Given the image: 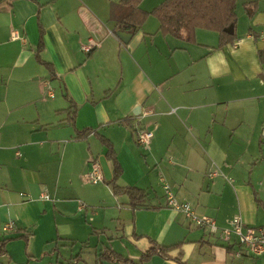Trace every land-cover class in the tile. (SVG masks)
I'll use <instances>...</instances> for the list:
<instances>
[{
	"label": "crops",
	"instance_id": "1",
	"mask_svg": "<svg viewBox=\"0 0 264 264\" xmlns=\"http://www.w3.org/2000/svg\"><path fill=\"white\" fill-rule=\"evenodd\" d=\"M120 1L0 0V264H264L170 207L161 180L218 227L264 226V0H236L225 41L164 33L162 0L123 27Z\"/></svg>",
	"mask_w": 264,
	"mask_h": 264
},
{
	"label": "trees",
	"instance_id": "2",
	"mask_svg": "<svg viewBox=\"0 0 264 264\" xmlns=\"http://www.w3.org/2000/svg\"><path fill=\"white\" fill-rule=\"evenodd\" d=\"M139 0H121L114 6H119L121 13L115 15V10L112 9V14L116 16L118 22L123 27L135 30L136 26L141 23L147 12L140 10L137 7ZM235 2L236 0H162L156 5L151 12L155 14L160 21V28L164 33L181 36L183 33L188 37L192 34L196 27L214 29L218 31L219 37L222 40H227L232 32H228L226 28L235 24ZM106 144L107 142L104 141ZM107 155L113 161V180L111 182L114 191L120 186L117 185V178L120 175L121 167L114 154V151L107 149ZM132 199L136 194H142V191L136 187H127ZM134 191V192H133ZM136 193V194H135ZM169 246L152 247L144 252L141 258H145L153 252L168 256L166 253ZM103 253L100 255L102 258ZM113 258L118 255H109ZM170 258V257H169ZM176 264H185L179 257L171 258Z\"/></svg>",
	"mask_w": 264,
	"mask_h": 264
},
{
	"label": "built area",
	"instance_id": "3",
	"mask_svg": "<svg viewBox=\"0 0 264 264\" xmlns=\"http://www.w3.org/2000/svg\"><path fill=\"white\" fill-rule=\"evenodd\" d=\"M94 45H96V42L89 38L81 47L84 51H89ZM48 94L51 95L52 93L48 91ZM151 136L152 131L150 129H139L137 131V142L148 146ZM90 165V169L84 173V180L93 183L101 181L103 173L99 162L96 159H92ZM161 180L167 204L175 210L182 211L191 223L206 227L211 233L218 232L220 237L225 239L233 233L236 235L239 244L247 252L254 255L264 253V226L246 225L239 215H235L228 226L218 227L212 217L196 213L188 201H179L171 190L170 185L162 177ZM41 196L48 198L46 190L42 191ZM13 228L14 222L12 220H8L2 225L3 230H11Z\"/></svg>",
	"mask_w": 264,
	"mask_h": 264
},
{
	"label": "water",
	"instance_id": "4",
	"mask_svg": "<svg viewBox=\"0 0 264 264\" xmlns=\"http://www.w3.org/2000/svg\"><path fill=\"white\" fill-rule=\"evenodd\" d=\"M226 30L228 32H232V30H233L232 25H230L228 28H226ZM115 33L123 42L128 41L130 35L132 34L131 32H127V31H124V30H121V29H116Z\"/></svg>",
	"mask_w": 264,
	"mask_h": 264
},
{
	"label": "rangeland",
	"instance_id": "5",
	"mask_svg": "<svg viewBox=\"0 0 264 264\" xmlns=\"http://www.w3.org/2000/svg\"><path fill=\"white\" fill-rule=\"evenodd\" d=\"M160 0H145L144 2H142V4L144 3L145 6H149L152 7L153 5H155L156 3H158Z\"/></svg>",
	"mask_w": 264,
	"mask_h": 264
}]
</instances>
